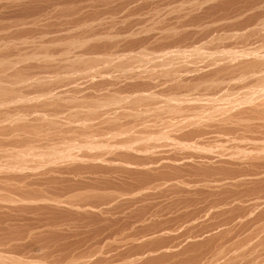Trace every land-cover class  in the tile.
Listing matches in <instances>:
<instances>
[{"label": "rangeland", "instance_id": "374dc122", "mask_svg": "<svg viewBox=\"0 0 264 264\" xmlns=\"http://www.w3.org/2000/svg\"><path fill=\"white\" fill-rule=\"evenodd\" d=\"M263 70L264 0H0V264H264Z\"/></svg>", "mask_w": 264, "mask_h": 264}, {"label": "bare ground", "instance_id": "6f19581e", "mask_svg": "<svg viewBox=\"0 0 264 264\" xmlns=\"http://www.w3.org/2000/svg\"><path fill=\"white\" fill-rule=\"evenodd\" d=\"M217 55H218V54H217ZM224 56H225V55H224ZM245 57H246V56H245ZM164 58H166V57H164ZM204 58H205V57H204ZM260 58H261V57H260ZM208 60H209V58H208ZM213 60H214V59H213ZM215 60H216V58H215ZM238 60H239V59H238ZM242 61H243V60H242ZM259 61H260V60H259ZM210 63H211V62H210ZM227 63H228V62H227ZM225 64H226V63H225ZM252 64H253V63H252ZM3 65H4V64H3ZM205 65H206V64H205ZM250 65H251V64H250ZM9 66H10V65H9ZM218 66H219V65H218ZM253 66H254V65H253ZM242 67H243V66H242ZM238 68H239V67H238ZM228 69H229V68H228ZM244 70H245V69H244ZM246 70H247V69H246ZM255 71H256V70H255ZM261 71H262V69H261ZM263 71H264V70H263ZM246 72H247V71H246ZM248 73H249V72H248ZM255 73H256V72H255ZM256 75H257V74H256ZM0 77H1V76H0ZM262 81H263V79H262ZM263 82H264V81H263ZM0 84H1V82H0ZM255 85H256V84H255ZM0 86H1V85H0ZM2 86H3V85H2ZM2 86L0 87V97H1V98L5 97V95L7 94V89L2 88ZM202 86H203V85H202ZM214 86H215V85H214ZM261 86H262V84H261ZM190 87H191V86H190ZM193 87H194V86H193ZM262 87H263V86H262ZM215 88H216V87H215ZM219 88H220V87H219ZM191 89H192V88H191ZM217 89H218V88H217ZM247 89H248V88H247ZM249 89H250V88H249ZM250 90H251V89H250ZM214 91H215V90H214ZM224 91H225V90H224ZM260 91H261V90H260ZM246 92H247V91H246ZM246 92H245V93H246ZM252 92H253V90H252ZM256 92H259V91H256ZM256 92L254 91L255 94H259V93H256ZM262 92H263V91H262ZM209 93H210V92H209ZM205 94H206V93H205ZM207 94H208V93H207ZM251 94H252V93H251ZM255 94H253V95H255ZM260 94H261V93H260ZM260 94H259V96H258L259 98L261 97ZM210 95H211V94H210ZM243 95H245V94H243ZM247 95L249 96V94H247ZM251 96H252V95H251ZM262 96H264V94H262ZM243 97H244V96H243ZM255 97H256V95H255ZM242 99H243V98H242ZM255 99H256V98H255ZM257 99H258V98H257ZM131 100H132V99H131ZM245 100H246V99H245ZM249 101L251 102V101H253V100H249ZM244 102H246V101H244ZM253 102H254V101H253ZM214 103H215V102H214ZM168 108H169V107H168ZM171 108H172V107H171ZM171 108H169V109H171ZM235 108H236V107H235ZM255 111H256V110H255ZM254 114H255V113H254ZM231 115H232V114H231ZM84 124L86 125V123H84ZM72 132H73V131H72ZM95 145H96V144H95ZM261 145H262V144H261ZM250 146H251V145H250ZM253 146H255V145H253ZM257 146H258V145H257ZM97 147H99V146H96V148H97ZM100 147H101V146H100ZM251 147H252V146H251ZM94 148H95V146H94ZM240 148H241V147H240ZM237 149H238V148H237ZM252 149H253V148H252ZM254 149H255V151H256V149H258V150H259V151H258L259 153H261V152L263 153V152H264V147H263V146H262L261 148H254ZM241 150H242V149H241ZM248 150H249V149H248ZM239 151H240V150H239ZM249 151H250V150H249ZM249 151L246 150V152H249ZM251 151H252V150H251ZM61 152H63V151H61ZM252 152H253V151H252ZM256 152H257V151H256ZM237 153L239 154V152H237ZM259 153H257V154H259ZM62 154H63V153H62ZM247 154L250 155L251 153H250V154L247 153ZM255 154H256V153H254V155H255ZM245 155H246V154H245V152H244V156H245ZM259 155H260V154H259ZM259 155H258V156H259ZM17 156H19V155H16V158H19V157H17ZM61 156H62V155H61ZM251 156L253 157V154H252ZM251 156H250V157H251ZM71 157H72V156H71ZM246 157H248V156H246ZM99 158H101V157H99ZM37 163H38V162H37ZM38 165H39V163H38ZM19 182H20V181H19ZM4 183H6V182H4ZM4 183H3V185H1V183H0V185L2 186V188H3V186H4ZM7 183H8V181H7ZM8 185H9V184H8ZM1 186H0V187H1ZM5 186H6V185H5ZM19 188H20V187H19ZM4 189H9V188H6V187H5ZM1 190H3V189H1ZM15 190H16V189H15ZM27 191H28V190H27ZM16 193H17V192H16ZM32 193H33V192H32ZM14 194H15V193H14ZM2 195H3V194H2ZM2 195H1V197H3ZM4 195H5V194H4ZM7 196H8V194L6 195V197H7ZM9 196H10V195H9ZM9 196H8V197H9ZM20 196H21V195H20ZM11 197H13V196H11ZM4 198H5V197H4ZM9 198H10V197H9ZM9 198H8V199H9ZM1 199H2V198H1ZM6 199H7V198H6ZM8 199H7V200H8ZM12 199H13V198H10L8 201L11 202ZM14 199H16V197H14ZM14 199H13V200H14ZM19 200H20V199H19ZM1 201H2V200H1ZM16 210H17V209H16ZM18 258H19V257H18Z\"/></svg>", "mask_w": 264, "mask_h": 264}]
</instances>
